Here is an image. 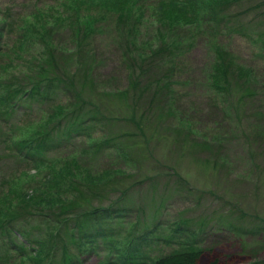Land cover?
<instances>
[{
  "label": "trees",
  "instance_id": "trees-1",
  "mask_svg": "<svg viewBox=\"0 0 264 264\" xmlns=\"http://www.w3.org/2000/svg\"><path fill=\"white\" fill-rule=\"evenodd\" d=\"M247 1L153 0L141 9L142 0H57L56 6L36 5L26 15L0 14V123H6L0 131L18 162L44 172L35 183L26 165L9 190L0 192V264H85L101 245L108 255L99 264H200L213 250L206 244L216 233L242 243V254L251 257L244 264H264L258 258L264 221L238 223L245 216L234 207L220 213L214 225L183 216L154 221L159 207L149 221L140 207L138 219L124 224L127 211L121 208L133 202L132 191L146 178L112 186L124 171L115 164L96 170L90 162L110 158L113 150L115 160L133 159L140 150L158 162L152 144L162 135L145 117L156 109L155 118L213 153L208 163L213 172L223 165L233 169L227 151L231 136L238 129L251 136L241 127L250 109L257 108L259 120L264 117L259 78L264 21L239 19L237 11L259 7ZM141 18L153 25H143ZM196 44L203 45L209 60L195 66L189 53ZM111 59L116 68L102 79L98 67ZM117 76L127 79L125 88L115 85ZM127 98L131 117L123 104ZM111 103L120 110L109 111ZM32 104L47 105V117L15 132L11 118L19 111L31 115ZM136 104L146 108L140 111ZM85 135L88 142L76 146L78 153L60 154L68 138ZM171 175L183 181L175 189L194 193L173 168ZM20 182L27 189L17 192ZM114 190L119 196L104 205ZM254 234L262 236L251 244Z\"/></svg>",
  "mask_w": 264,
  "mask_h": 264
},
{
  "label": "rangeland",
  "instance_id": "rangeland-1",
  "mask_svg": "<svg viewBox=\"0 0 264 264\" xmlns=\"http://www.w3.org/2000/svg\"><path fill=\"white\" fill-rule=\"evenodd\" d=\"M56 1L57 0H0V14L2 12H11L12 16L14 14L26 15L36 5L56 6L53 5ZM152 1L153 0H142L140 4L141 9L147 7L146 2ZM247 4L253 7H256L255 4H257L259 7H256L255 11L248 12L247 10V13L242 10H240V12L237 11L239 19L241 18L245 22L253 20L256 23L264 21V0H251L249 3L247 1ZM244 5L242 4L239 7H246V4ZM148 13L150 14V10H148ZM142 21L143 25H153V21L141 18L140 22ZM149 21L150 23H148ZM147 33L148 32L144 34ZM145 37H147V35L144 36V39ZM107 39L108 38H106L105 43H103L106 47L110 46V42ZM109 39L112 40V38ZM189 57L195 66L203 64L206 60L205 63H207L209 60V56L208 58L206 57L205 48L201 44H196L189 53ZM114 67V59L108 60L107 62L104 60L103 65L100 64L98 67L100 68V77L106 79L109 75L113 74L112 72L116 68ZM261 67L264 70V66L262 65ZM259 74L260 80L264 82V71L259 72ZM118 78L119 76H117L115 85L119 82L120 86L125 88L128 84L127 79L119 80ZM108 86H111V84ZM89 95L92 96L90 93ZM54 100V103H56V98ZM115 102H118V100ZM123 104L127 111L126 115L131 117L133 115V111L130 108L132 107V102L127 98ZM99 106V110L102 111L103 107L101 108V105ZM108 106L109 111L116 112L120 110L119 105L111 103V105ZM136 106H138L137 108L140 109V111L142 108H146L140 104H136ZM29 108V112L32 113L31 115L19 111L16 113V118H11L14 127L17 128L15 132L24 131L29 126V123H37L47 117L46 111L49 110L47 105H40L39 108L38 104H32ZM103 109L108 112V107ZM249 111L247 119L243 121L241 127L244 128L248 134H251V136L242 135L238 129L237 134L231 136L232 142L227 147L233 168L230 170L223 165L222 167L216 168L213 172V168L208 164L213 163V153L211 151H206L201 146H197L191 139L186 140L177 132L178 130L172 129L171 126L169 127V121H165L160 117L158 119L155 118L157 113L156 109H151L145 117L151 120L150 125L162 135L161 139L158 141L155 140L152 144V152L158 162L148 159L140 150H137L138 153L136 152V154L133 155V159L130 160L123 158L115 160L116 152L114 150L111 151L114 152V154L110 158H102V160L99 159L94 163L88 158L84 159V157L81 156L77 157L78 159L81 158L83 162H88L89 160L92 165L95 166L96 170H103V168H109L110 165L113 166L114 164V167L123 170V175L126 176L124 178L115 179L112 186L116 185L124 188V184L131 183L132 178H146L145 183L140 184L132 191L131 196L133 197V202L129 201V203H125L123 208H121L123 211L124 209L127 211L124 224L133 223L138 219L141 215L139 211L140 207H142L145 214L149 215V221L154 218L151 214L152 211L155 212V209L159 207L161 212L157 214L154 213L155 216H158L155 217L154 221L159 219L160 221L163 220L162 222L173 221L183 216L194 220H210L211 223L216 221L219 222L218 215L220 213L226 214L228 208L234 207L237 208L238 215H244L245 218L237 221L236 219L238 217H234L233 221L245 225H250L251 223H255L256 225L264 221V137H260L259 134V132L264 134V117L259 120L256 107ZM245 114L244 112V115ZM257 120L260 122H257ZM111 122L114 124L115 120L111 119ZM4 124L6 123H0L1 131L6 130ZM1 131L0 192L9 190L13 178L20 175L21 170L25 169L26 167L24 166L26 165L28 166L27 169H30L29 174L35 178L36 183L44 175L43 169L38 171L33 167L31 168V165L26 162H18L13 152L8 149V141L5 139L6 132L1 133ZM95 136H97V134H95ZM85 142H88L86 141V135L71 139L68 138L59 152L62 156L78 153L80 151L79 148H81L80 145ZM76 146H79V148H76ZM53 154L54 153H50V155ZM50 155L49 157H51ZM204 165L208 167L207 171H205ZM171 168L176 170L178 174L181 175V178L187 180L186 182L193 188V194H189L185 192V190L183 192L180 189H175V186L183 183V181L176 175L167 176ZM7 180H9V182ZM14 188H17V192L20 191V189H27L26 183L24 182H20L18 185L16 184ZM97 190H99V188H97ZM101 191L104 193L105 190L101 189ZM119 192L120 191L114 190L112 195L104 201L102 200V203H104V205L111 203V200H115L119 196ZM93 202L94 204H98L96 201ZM132 206L136 207L137 211L136 209H129V207ZM36 218L39 220L43 219V217L38 216H36ZM214 224L215 223H213V225ZM228 233L230 232L228 231ZM254 235L255 236L251 238V244H254L253 240H260L259 238L262 236V234ZM215 236V238H211L209 243L206 244L208 246L207 248L213 247V250L207 251L202 256L200 264H244L250 261L251 257L241 252V242L239 243L238 240H229L231 237L223 233L222 235L216 233ZM140 240L142 241L143 238L141 237ZM100 248L101 250L95 249L91 251L92 253L90 252L89 256L85 257L84 263L99 264L102 259H106L108 254L103 245H101ZM256 249L259 248L256 247ZM258 254L259 259L264 258V249L260 250Z\"/></svg>",
  "mask_w": 264,
  "mask_h": 264
}]
</instances>
